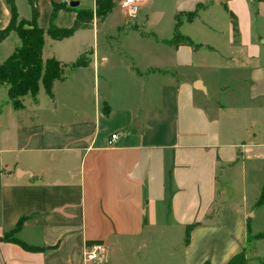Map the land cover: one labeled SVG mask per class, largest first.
I'll list each match as a JSON object with an SVG mask.
<instances>
[{
	"label": "crops",
	"instance_id": "obj_1",
	"mask_svg": "<svg viewBox=\"0 0 264 264\" xmlns=\"http://www.w3.org/2000/svg\"><path fill=\"white\" fill-rule=\"evenodd\" d=\"M70 1L93 20L43 37L42 61L62 66L54 101L39 83L14 109L0 85V264H264V0H136L133 20L117 6L96 18L99 0H36L37 26L56 5L69 28ZM175 16L199 48L167 43ZM19 45L10 32L0 64ZM22 218L13 238L40 250L3 239Z\"/></svg>",
	"mask_w": 264,
	"mask_h": 264
},
{
	"label": "trees",
	"instance_id": "obj_2",
	"mask_svg": "<svg viewBox=\"0 0 264 264\" xmlns=\"http://www.w3.org/2000/svg\"><path fill=\"white\" fill-rule=\"evenodd\" d=\"M8 7L9 21L6 27L0 30V42L3 41L10 32H15L20 45L13 53L0 64V85L7 87L6 95L14 109H19L21 104L19 98L29 94L34 97L37 93L38 85L41 84L45 95L54 101L53 83L61 80L62 66L54 59L42 61L41 47L43 37L46 35L49 39L59 41L71 36L75 31L84 30L91 27L93 20V12L91 10L78 9L73 7L75 17L72 25L67 29H60L53 25L52 18L58 6L53 5L50 14L49 25L45 31L41 30L36 20L38 17V7L36 0H25L30 10L28 20L18 18L14 0H3ZM114 7L113 0H99L94 10V16L102 19ZM195 16V12L187 13L186 20L190 21ZM233 29L235 24L231 18ZM180 21L175 16L174 32L167 43L189 46L192 50L199 48V45L194 44L189 38L179 34L178 28ZM87 65V60L83 57L77 58L70 68H80ZM264 204V188L261 192L257 205ZM23 222V218L18 221L15 228L4 236V240L14 242L27 251H37L38 248L30 247L23 242L14 239L13 235L19 230ZM185 243H187L188 232ZM253 240L264 239V233L257 234L252 237ZM244 262V255L240 253L234 256L226 264H241Z\"/></svg>",
	"mask_w": 264,
	"mask_h": 264
},
{
	"label": "built area",
	"instance_id": "obj_3",
	"mask_svg": "<svg viewBox=\"0 0 264 264\" xmlns=\"http://www.w3.org/2000/svg\"><path fill=\"white\" fill-rule=\"evenodd\" d=\"M116 6L124 13L128 20H133L137 14L136 0H116ZM117 139V134L109 136L108 145H111ZM103 251L102 245L94 244L86 247L84 252L85 261H95Z\"/></svg>",
	"mask_w": 264,
	"mask_h": 264
},
{
	"label": "rangeland",
	"instance_id": "obj_4",
	"mask_svg": "<svg viewBox=\"0 0 264 264\" xmlns=\"http://www.w3.org/2000/svg\"><path fill=\"white\" fill-rule=\"evenodd\" d=\"M114 6H116V0H113ZM21 8V7H20ZM116 9H119L118 7H115ZM258 227L260 228V231L263 232L264 230V216H262V220H261V224L258 225ZM251 239V238H250Z\"/></svg>",
	"mask_w": 264,
	"mask_h": 264
},
{
	"label": "water",
	"instance_id": "obj_5",
	"mask_svg": "<svg viewBox=\"0 0 264 264\" xmlns=\"http://www.w3.org/2000/svg\"><path fill=\"white\" fill-rule=\"evenodd\" d=\"M68 5L73 8V7H76L78 3L76 1H70Z\"/></svg>",
	"mask_w": 264,
	"mask_h": 264
}]
</instances>
